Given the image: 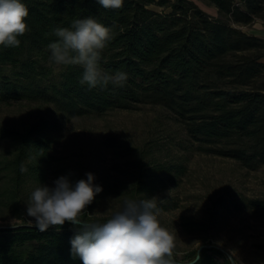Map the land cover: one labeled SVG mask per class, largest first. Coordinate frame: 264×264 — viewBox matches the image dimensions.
<instances>
[{"label": "trees", "instance_id": "trees-1", "mask_svg": "<svg viewBox=\"0 0 264 264\" xmlns=\"http://www.w3.org/2000/svg\"><path fill=\"white\" fill-rule=\"evenodd\" d=\"M199 1L214 7L217 17L193 0H124L120 9H105L96 0H22L29 9V31L18 37L19 47L0 46V104H50L63 121L161 106L183 127L196 152L232 159L251 171L264 167V37L240 28L264 20V0ZM86 17L112 29L100 64L109 74L127 73L123 86L81 85L79 66L54 75L47 47L57 39L53 30ZM59 128V122L42 120L23 132L0 129V139L15 144L13 157L0 163L7 178L4 199L15 213L21 210L24 185L47 181L57 161ZM182 174L180 164L152 169L138 179L137 193L176 185ZM255 207L264 210V201ZM75 234L67 222L45 232L28 224L0 227V264H82L70 255ZM203 252L195 264L226 261L216 248Z\"/></svg>", "mask_w": 264, "mask_h": 264}, {"label": "rangeland", "instance_id": "rangeland-1", "mask_svg": "<svg viewBox=\"0 0 264 264\" xmlns=\"http://www.w3.org/2000/svg\"><path fill=\"white\" fill-rule=\"evenodd\" d=\"M193 1L217 17L214 7ZM150 8L162 11L155 6ZM240 28L264 37V20L257 19ZM52 66L56 76L66 68L55 63ZM42 120L60 124L55 134L57 161L46 182L24 185L20 214L5 202L7 178L0 168V227L33 225L26 208L36 187L54 186L53 182L61 176L75 183L87 179L86 173L91 172L102 191L88 207V213L93 215H86L87 220H106L128 198L158 197L163 200L158 204L168 207L160 208V222L176 234L177 259H189L196 251L201 257L203 249L216 248L226 258L235 251L238 264H264V210L255 207L264 201V167L251 171L232 159L196 152L183 127L161 106L138 105L63 121L50 104H0V129L23 132ZM14 150L13 142L0 139V163L12 158ZM179 164L183 165V174L176 185L137 193L136 183L141 175ZM201 247L204 248L200 250Z\"/></svg>", "mask_w": 264, "mask_h": 264}, {"label": "clouds", "instance_id": "clouds-1", "mask_svg": "<svg viewBox=\"0 0 264 264\" xmlns=\"http://www.w3.org/2000/svg\"><path fill=\"white\" fill-rule=\"evenodd\" d=\"M105 9H120L124 0H96ZM29 9L22 0H0V46L19 47L20 39L29 31L26 20ZM57 39L47 47L49 60L61 66H79L81 85L90 89L123 86L127 73L109 74L101 67V53L113 39L112 29L93 17L73 19L69 27H56ZM27 169L21 164L20 171ZM87 179L71 182L61 176L54 186L41 184L31 192L26 216L39 231L62 229L72 225L75 235L70 239V255L82 264H177L176 234L160 222L162 203L158 197L128 198L104 221L85 220L88 207L102 191L94 183L93 173ZM199 248V245L197 249ZM196 249V250H197ZM200 259L196 251L190 264ZM239 257L231 251L224 264H238ZM241 264V261H240Z\"/></svg>", "mask_w": 264, "mask_h": 264}, {"label": "water", "instance_id": "water-1", "mask_svg": "<svg viewBox=\"0 0 264 264\" xmlns=\"http://www.w3.org/2000/svg\"><path fill=\"white\" fill-rule=\"evenodd\" d=\"M204 247H201L200 250H202Z\"/></svg>", "mask_w": 264, "mask_h": 264}]
</instances>
